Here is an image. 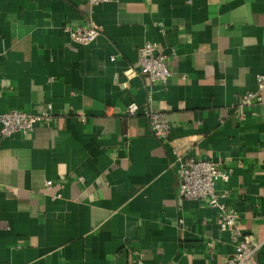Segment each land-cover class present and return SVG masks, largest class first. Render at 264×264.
<instances>
[{"label":"crops","instance_id":"0c3cea01","mask_svg":"<svg viewBox=\"0 0 264 264\" xmlns=\"http://www.w3.org/2000/svg\"><path fill=\"white\" fill-rule=\"evenodd\" d=\"M66 26L99 35L80 44ZM147 40L170 55L166 84L137 67ZM260 73L264 0H0V113L50 106L0 137V264H226L232 229L178 196L189 158L229 172L217 191L264 264V89L238 104Z\"/></svg>","mask_w":264,"mask_h":264},{"label":"built area","instance_id":"2783aa9c","mask_svg":"<svg viewBox=\"0 0 264 264\" xmlns=\"http://www.w3.org/2000/svg\"><path fill=\"white\" fill-rule=\"evenodd\" d=\"M96 5L107 0H89ZM69 37L77 43L88 44L99 35L97 28L93 26H66ZM173 53V50L170 54ZM113 60V57H111ZM137 67L146 75L150 83L166 84L171 75L170 55L160 52L158 43L147 40L139 48L137 54ZM264 89V73L257 76L256 88L243 93L238 101L239 106L252 105L262 101ZM49 105L47 108L36 111H21L11 109L0 113V137H6L14 133L28 134L38 125L47 123L50 119ZM138 110L136 103H129L125 107L127 115H134ZM146 118L151 133L161 139L168 137L170 123L165 114L152 107H148ZM179 186L178 196L182 199L204 201L212 207H216L220 217V229L231 228L233 231L234 251L228 257L226 264H251L258 250V245L253 244L246 236H242L235 227L239 222L234 211L226 206L222 198L226 197L227 190L217 191V183H226L229 180V172L220 168V163L210 159L189 158L178 168ZM46 187L52 182L46 181Z\"/></svg>","mask_w":264,"mask_h":264}]
</instances>
